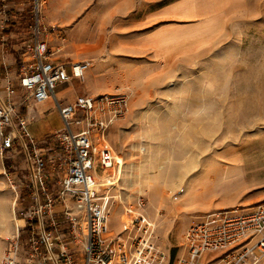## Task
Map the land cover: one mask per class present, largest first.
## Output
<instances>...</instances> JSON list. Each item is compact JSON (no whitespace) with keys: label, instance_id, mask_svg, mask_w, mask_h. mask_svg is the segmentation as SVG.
Returning a JSON list of instances; mask_svg holds the SVG:
<instances>
[{"label":"rangeland","instance_id":"1","mask_svg":"<svg viewBox=\"0 0 264 264\" xmlns=\"http://www.w3.org/2000/svg\"><path fill=\"white\" fill-rule=\"evenodd\" d=\"M105 1L92 0L90 8L79 10L78 0L57 1L63 8L43 0L44 38L60 50L52 57L56 61L91 65L74 88L131 94L127 116L105 131L121 178L116 195L122 194L110 212L111 235L119 233L125 209L144 197L158 245L175 264L186 254L187 229L204 216L264 203V0H135L120 24L101 26L98 17L104 20L109 10L95 9L94 2ZM34 10L35 0H0V47L14 57L16 83L33 37ZM84 34L90 41L79 46ZM155 38L163 42L159 52L135 47L156 46ZM69 90L70 82L59 85L56 95L72 97ZM32 111L41 115L37 107ZM0 155L4 166L12 160ZM2 171L4 250L16 232L19 202ZM213 256L207 254L202 264Z\"/></svg>","mask_w":264,"mask_h":264},{"label":"built area","instance_id":"2","mask_svg":"<svg viewBox=\"0 0 264 264\" xmlns=\"http://www.w3.org/2000/svg\"><path fill=\"white\" fill-rule=\"evenodd\" d=\"M42 2L35 0L22 80L15 83L0 74V151L12 157L4 176L19 202L15 216L20 222L0 264H170V256L158 245L156 226L144 212V197L125 209L126 220L117 236L111 235L110 212L122 194L116 195L121 178L105 131L127 116L129 97L83 94L73 102L59 99L57 87L82 81L90 64L52 58L60 50L53 51L44 38ZM49 100L62 129L40 142L31 135L22 108ZM57 208L62 211L56 213ZM184 240L186 254L175 264H202L207 254L214 255L207 264H263L264 203L246 211L210 213L187 229Z\"/></svg>","mask_w":264,"mask_h":264},{"label":"crops","instance_id":"3","mask_svg":"<svg viewBox=\"0 0 264 264\" xmlns=\"http://www.w3.org/2000/svg\"><path fill=\"white\" fill-rule=\"evenodd\" d=\"M48 1L51 3V5H53L52 6L53 8H55V6L57 8H63L61 6L56 5V2L59 0H48ZM60 1L63 4L67 3V0H60ZM134 1L135 0H106L104 5H98V2H94L95 5L97 4V6H94L95 9H97L99 7L101 10H109V14L104 16V20H101L98 17V19H99V21H97L98 24L101 26L102 25L105 26L108 23L109 24H114L115 22L118 23V20H120V18H121L120 16H123V15L125 17L129 16V14L134 9V5H133ZM90 3H92V0H78V3H77L78 9L79 10H85L86 8H90ZM51 24H53V23H51ZM118 24H120V23H118ZM82 37H83L82 41H84V43L79 44V46H84L86 41H90V40H86L85 34ZM97 40L100 41V38H97ZM152 40L156 46L148 47L146 44H142L140 42L138 44V42H137L135 44V47H138L139 49H137V50L141 53H143L145 51H149V49L156 53L158 48H161V49L163 48L162 47L163 42L160 41V39L155 38ZM1 41L4 42V40H1ZM92 41H93V43L95 42V40H92ZM171 41H172L171 43L174 42V40H171ZM171 43H170V47H171ZM174 47H175V45H173V48ZM167 48H169V47L167 46ZM0 49H1L0 58L3 59L2 62H0V74L2 75L3 78L4 77L6 78V76L8 75L12 80H14L13 79L14 78L13 77V72H14L13 67L15 65L14 64L15 63L14 57L12 55H8V54L6 55L5 54V52H4L5 45L4 44L0 47ZM174 50H176V48H174ZM158 52H159V49H158ZM24 57H25V55H24ZM79 61L80 60H76V61L73 60L71 62L66 61L63 63L70 64V63L79 62ZM78 81L79 80H73L72 82H70V90L69 91L74 93L72 97L66 98V96H62L60 98H64L63 99L64 101L72 102V99H76L77 96H80L82 94L88 95L90 93L91 95L93 94L94 96L100 94L99 91L96 89V87L95 88L91 87V86L85 87V88H83V91H82V88H79V89L74 88V82H78ZM14 82L16 83V81H14ZM3 83H4V81H3ZM2 95H3V93H2ZM57 96L59 97L60 95H57ZM34 107H37L39 109V111L41 113L40 116H38V117L35 116V114L32 111L34 109ZM51 109H53V110H51ZM22 112L28 119L29 130H30L31 135L37 141H40V142L45 141L53 133L60 131L62 129V121H61L60 115H59V113L55 107V103L53 100H49V101L39 103V104L29 103L25 107L22 108ZM16 164H18V162ZM8 165L5 164V166H4V164H2V157L0 155V172L3 169V171H2L3 175L5 172V168H7ZM5 180L8 182L7 178ZM3 251L4 250L0 249V261L2 258Z\"/></svg>","mask_w":264,"mask_h":264},{"label":"bare ground","instance_id":"4","mask_svg":"<svg viewBox=\"0 0 264 264\" xmlns=\"http://www.w3.org/2000/svg\"><path fill=\"white\" fill-rule=\"evenodd\" d=\"M90 67H91V65H90ZM129 99H131V94H130V96H129ZM122 200V199H121ZM18 224H20V222L18 221Z\"/></svg>","mask_w":264,"mask_h":264}]
</instances>
